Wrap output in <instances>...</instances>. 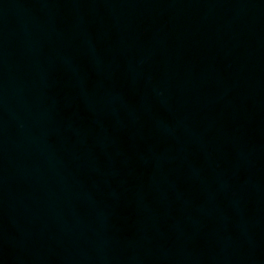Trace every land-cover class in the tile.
I'll return each instance as SVG.
<instances>
[{
  "label": "water",
  "instance_id": "95a60500",
  "mask_svg": "<svg viewBox=\"0 0 264 264\" xmlns=\"http://www.w3.org/2000/svg\"><path fill=\"white\" fill-rule=\"evenodd\" d=\"M0 264H264V0H0Z\"/></svg>",
  "mask_w": 264,
  "mask_h": 264
}]
</instances>
